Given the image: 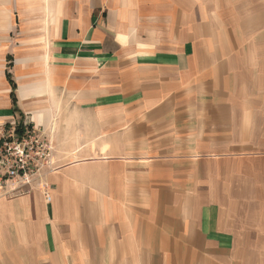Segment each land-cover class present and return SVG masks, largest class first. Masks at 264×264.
Returning a JSON list of instances; mask_svg holds the SVG:
<instances>
[{
  "label": "crops",
  "instance_id": "crops-1",
  "mask_svg": "<svg viewBox=\"0 0 264 264\" xmlns=\"http://www.w3.org/2000/svg\"><path fill=\"white\" fill-rule=\"evenodd\" d=\"M202 12L0 0V134L42 130L56 169L50 202L40 183L0 197V264H264L246 185L263 163L258 69Z\"/></svg>",
  "mask_w": 264,
  "mask_h": 264
},
{
  "label": "rangeland",
  "instance_id": "rangeland-1",
  "mask_svg": "<svg viewBox=\"0 0 264 264\" xmlns=\"http://www.w3.org/2000/svg\"><path fill=\"white\" fill-rule=\"evenodd\" d=\"M199 5L200 11L202 10L206 16H217L216 20L219 19V22L216 23L218 25L232 28L239 45L243 48L242 60L254 64V67L256 66L258 69L256 74H259L258 79L260 80H257L255 84V103L251 105L255 106L257 113L256 124L264 132V0H199ZM260 129L258 128V131H261ZM256 139H258L257 142L261 141L264 146V135H258ZM253 158L255 157L253 156ZM260 158L263 159V163L253 169L258 176L252 175V178L260 179V181L247 182L246 184L248 192L252 196L256 195L255 198L247 200V206L250 207L253 214L258 213L256 216L252 215L255 219L253 226L257 230L258 228L261 230L264 226V152ZM6 192L7 189L2 188L0 197H13L6 195ZM260 217L263 219L260 220ZM254 248L257 249L255 250L256 254L257 251L264 250V248Z\"/></svg>",
  "mask_w": 264,
  "mask_h": 264
},
{
  "label": "built area",
  "instance_id": "built-area-1",
  "mask_svg": "<svg viewBox=\"0 0 264 264\" xmlns=\"http://www.w3.org/2000/svg\"><path fill=\"white\" fill-rule=\"evenodd\" d=\"M53 151L46 134L24 121L5 129L0 134V190L6 188V195L17 197L40 183L46 202H50L46 179L55 171Z\"/></svg>",
  "mask_w": 264,
  "mask_h": 264
},
{
  "label": "trees",
  "instance_id": "trees-1",
  "mask_svg": "<svg viewBox=\"0 0 264 264\" xmlns=\"http://www.w3.org/2000/svg\"><path fill=\"white\" fill-rule=\"evenodd\" d=\"M8 81L10 83V86H11V93H10V97H11V103H12V106L14 107V111H17V108H16V96H15V90H16V86L15 84L9 79V76H8ZM21 121H19L20 123ZM21 132L20 130V126L16 129V133L19 134Z\"/></svg>",
  "mask_w": 264,
  "mask_h": 264
}]
</instances>
